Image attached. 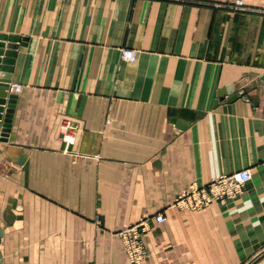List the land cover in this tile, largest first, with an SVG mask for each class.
Masks as SVG:
<instances>
[{
	"label": "crops",
	"instance_id": "0c3cea01",
	"mask_svg": "<svg viewBox=\"0 0 264 264\" xmlns=\"http://www.w3.org/2000/svg\"><path fill=\"white\" fill-rule=\"evenodd\" d=\"M234 1L0 0L24 40L0 264H133L120 231L143 219L141 264H264V0ZM241 169L225 204L173 205Z\"/></svg>",
	"mask_w": 264,
	"mask_h": 264
},
{
	"label": "built area",
	"instance_id": "2783aa9c",
	"mask_svg": "<svg viewBox=\"0 0 264 264\" xmlns=\"http://www.w3.org/2000/svg\"><path fill=\"white\" fill-rule=\"evenodd\" d=\"M231 7L235 10H244L246 9L245 1L235 0ZM122 57L128 61H134L136 51L132 48H123ZM21 89V85H12L9 92H20ZM66 140L70 141V138L66 137ZM251 177L252 174L249 169H241L220 175L204 185L192 184L179 195L173 205L181 209L201 210L213 202L225 204L243 190ZM156 220L163 223L166 221V217L160 212L156 215ZM147 230V220H143L120 231L124 248L131 263L141 264L147 256V248L143 238Z\"/></svg>",
	"mask_w": 264,
	"mask_h": 264
},
{
	"label": "water",
	"instance_id": "95a60500",
	"mask_svg": "<svg viewBox=\"0 0 264 264\" xmlns=\"http://www.w3.org/2000/svg\"><path fill=\"white\" fill-rule=\"evenodd\" d=\"M4 41H8V43ZM23 41V38L17 35H5L0 33V70L3 71L0 75V120H3L0 121L1 141H7L11 128L16 94L9 93V74L13 70V64L17 54L16 50L19 47L17 42L20 43Z\"/></svg>",
	"mask_w": 264,
	"mask_h": 264
},
{
	"label": "rangeland",
	"instance_id": "374dc122",
	"mask_svg": "<svg viewBox=\"0 0 264 264\" xmlns=\"http://www.w3.org/2000/svg\"><path fill=\"white\" fill-rule=\"evenodd\" d=\"M66 140V139H65ZM67 141V140H66ZM68 142V141H67ZM143 220H146V219H143ZM143 220H141V221H143ZM135 224V223H134ZM130 225H132V224H130ZM130 225H128V226H130ZM128 226H126V227H128ZM125 227V228H126ZM143 238H144V236H143ZM124 246V245H123ZM125 249V248H124ZM126 251V250H125ZM127 254V253H126ZM128 257V256H127ZM129 260V259H128ZM130 261V260H129ZM134 264V263H133Z\"/></svg>",
	"mask_w": 264,
	"mask_h": 264
}]
</instances>
